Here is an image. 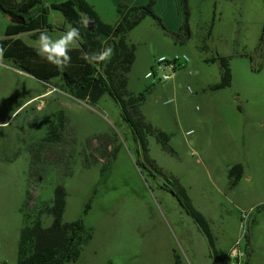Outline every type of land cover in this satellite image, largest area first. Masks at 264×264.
<instances>
[{
	"label": "rangeland",
	"instance_id": "1",
	"mask_svg": "<svg viewBox=\"0 0 264 264\" xmlns=\"http://www.w3.org/2000/svg\"><path fill=\"white\" fill-rule=\"evenodd\" d=\"M89 1L101 21H117L115 9L104 0ZM178 4L183 23L180 0ZM187 8L189 37L179 43L151 18L127 35L136 48L127 91L145 94V121L169 139L164 150L148 137L149 158L185 190L209 221L219 248L227 249L239 237L242 215L249 214L247 264H264V0H187ZM60 19L58 12L50 13L53 39L66 30ZM9 24L0 13V39ZM19 38L36 47L28 35ZM216 55L229 59L232 81L228 88L211 91L220 81V67L205 60ZM176 57L187 62L171 80L145 78L155 60ZM53 85L56 89L0 60V264L17 263L25 224L22 204L28 199L25 214L36 219L40 208L51 206L59 185L67 193L63 222L80 219L92 234L79 261L70 264H174L172 255L188 264L189 256L178 244L180 231L200 254L206 251L176 189L137 154L119 105L108 95L94 106L74 102L58 81ZM58 111L68 119L73 152L68 165L52 168L31 184L28 146L45 136L50 116ZM104 138L116 140L117 148L107 170L90 156L96 141ZM237 164L243 167L239 177L230 173ZM39 219L43 228L53 220L48 214Z\"/></svg>",
	"mask_w": 264,
	"mask_h": 264
},
{
	"label": "trees",
	"instance_id": "2",
	"mask_svg": "<svg viewBox=\"0 0 264 264\" xmlns=\"http://www.w3.org/2000/svg\"><path fill=\"white\" fill-rule=\"evenodd\" d=\"M180 2L183 7L184 20L178 32L171 33L165 28L161 18L156 15L154 0L139 7L118 5L115 9L117 21L114 25L101 21L94 8L86 0L52 2L48 6L44 0H0L2 15L8 19L18 16L24 21L22 24L7 26L4 38L0 39V45L5 49L2 60L9 63L15 70L52 86L54 89L56 88L53 83L58 81L61 91L87 105H96L104 95H108L118 104L122 119L129 125L134 142L138 145L137 154L141 155L143 163L150 168L152 173L161 176L168 185L176 189L179 204L205 237L211 257L218 262L223 254L215 249L208 221L192 206L185 190L177 180L172 176L163 175L154 161L149 158L148 137H154L164 150H168V137L145 121L141 113L145 94L133 95L127 91V76L135 62L136 51L135 46L126 39L128 33L144 19L151 18L176 43L187 39L189 37L187 0H180ZM50 11L58 12L67 25L78 27L81 32L82 39L77 47L70 50L71 63L66 68H57L48 63L37 55L34 47L26 45L20 38H17L28 34L30 40L37 41L38 29L51 32L53 27L48 21ZM84 17L89 18L95 25L91 32L87 31V26L80 23ZM108 46L113 48L114 54L106 64L89 63L81 58L82 54L102 51ZM201 49L205 50L204 47ZM205 63H218L220 67V81L209 87V90L218 91L230 87L232 75L228 58L216 55L206 59ZM115 142L116 140L110 138L96 141V147L90 152L94 162L98 160L104 162V170L110 167L115 158L117 152ZM73 145V133L71 129H68V119L65 114L62 111L52 114L47 123L45 136L28 146L29 182L38 184L52 168L58 169L68 165V153L73 152ZM136 164L140 166V162L137 161ZM240 170V166H234L230 173L239 177ZM66 198L65 189L60 185L57 186L53 192L51 206L40 208L34 220L24 211L28 199L22 204L21 212L25 224L20 231L16 264L78 262L82 247L91 240L92 234L80 219L71 223L63 222ZM89 209L90 204H87L83 214L86 215ZM43 214H48L53 219L48 228H43L39 219V216ZM175 263L179 264L177 257H175Z\"/></svg>",
	"mask_w": 264,
	"mask_h": 264
},
{
	"label": "crops",
	"instance_id": "3",
	"mask_svg": "<svg viewBox=\"0 0 264 264\" xmlns=\"http://www.w3.org/2000/svg\"><path fill=\"white\" fill-rule=\"evenodd\" d=\"M149 1L150 0H104V2L106 4H108L111 8H114V9H116V7L118 5H125V6H128V7H139V6L146 5ZM154 1H155L154 11H155L156 15L161 18L162 23L164 24L165 28L171 33L178 32V30L180 29V27L182 25V18H181V13H180V9H179L178 0H154ZM49 2L52 3V2H55V1L54 0H52V1L49 0ZM86 2L89 5H91L94 8V10H95V5L92 2H90L89 0H86ZM46 6H48V5H46ZM51 12H54V11H50V13ZM95 12H96V10H95ZM50 13H49V16H50ZM49 16H48V21H49ZM60 25H62L64 28H67V26H68L64 22L63 18L60 19ZM26 35H28V34H26ZM17 38H19V36ZM126 39H127V37H126ZM70 99L73 100L74 102H78V100H75V99H73L71 97H70ZM237 166H239V164H237ZM242 168H241V170L239 172V176L241 174H243V169ZM199 213H201V212H199ZM205 219H206V217H205ZM208 223H209V221H208ZM195 227L197 228L196 225H195ZM209 227H210V223H209ZM210 230H211V228H210ZM197 231L199 232L200 236H202L201 238H204V241H205V244H206V251H204L202 254H200V252L194 246L193 242L189 241L187 239L186 235H184V233L182 231L178 232V234H179L178 244L181 247L184 248V250H185L184 254H186L190 258V260H189V258L186 256L188 264H215L214 259L210 255V249H209L207 240L205 239V237L202 235V233L199 231L198 228H197ZM211 233H212V230H211ZM212 236H213V239H214V242H215V249L217 251L221 252L222 254L226 253L228 248L234 243V242H232L230 244V246H228L227 249H222V248H219V245H218L213 233H212ZM249 241H250V244H251V238L250 237H249ZM172 257H173L174 264H176L175 263V257H177V256L176 255H172ZM177 259H178V263L180 264V261H179L178 257H177Z\"/></svg>",
	"mask_w": 264,
	"mask_h": 264
},
{
	"label": "clouds",
	"instance_id": "4",
	"mask_svg": "<svg viewBox=\"0 0 264 264\" xmlns=\"http://www.w3.org/2000/svg\"><path fill=\"white\" fill-rule=\"evenodd\" d=\"M81 24L87 26L91 20L84 17L80 21ZM39 32L38 40L36 41L35 51L37 55L48 63L57 68H66L71 63L70 50L77 47L79 41L82 39L81 32L78 27H73L69 24L66 30L59 35L58 38L53 39L48 34L47 30H37ZM5 49L0 45V60H2ZM114 54L111 46L105 47L102 51L82 54V59L89 63H104L109 62Z\"/></svg>",
	"mask_w": 264,
	"mask_h": 264
},
{
	"label": "built area",
	"instance_id": "5",
	"mask_svg": "<svg viewBox=\"0 0 264 264\" xmlns=\"http://www.w3.org/2000/svg\"><path fill=\"white\" fill-rule=\"evenodd\" d=\"M187 62V58L176 57L171 60L163 58L157 59L150 72L145 75L146 79H151L153 82L164 83L171 80L173 73L183 67ZM249 214H243L240 224L239 237L228 248L226 253L222 255L218 262L215 264H247V259L250 251L249 241Z\"/></svg>",
	"mask_w": 264,
	"mask_h": 264
},
{
	"label": "water",
	"instance_id": "6",
	"mask_svg": "<svg viewBox=\"0 0 264 264\" xmlns=\"http://www.w3.org/2000/svg\"><path fill=\"white\" fill-rule=\"evenodd\" d=\"M9 21H10V24H13V25L22 24L24 22L23 19L18 16L10 18ZM94 28H95V25L92 22L87 25L88 32H91Z\"/></svg>",
	"mask_w": 264,
	"mask_h": 264
}]
</instances>
